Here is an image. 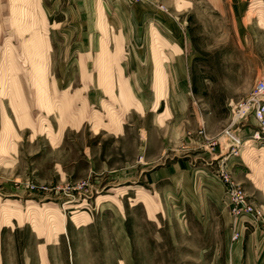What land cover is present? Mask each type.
Returning a JSON list of instances; mask_svg holds the SVG:
<instances>
[{"label":"rangeland","instance_id":"374dc122","mask_svg":"<svg viewBox=\"0 0 264 264\" xmlns=\"http://www.w3.org/2000/svg\"><path fill=\"white\" fill-rule=\"evenodd\" d=\"M43 1L51 85L40 103L22 53L29 34H20V19L28 18L29 0H0V264H73L71 248H92L100 257L130 256L93 264H236L225 259L235 242L226 231L233 214L221 174L229 169L262 209L263 220L264 148L252 138L258 123L248 116L238 130L237 155L231 154L237 141L226 130L231 104L245 98L264 73V0H121L135 4V17H155L150 40L145 32L149 22L135 20L145 43L162 45L160 28L171 32V45L183 48L171 54V65L181 64L188 80L177 86L137 85L135 90L126 83L125 53L104 14L100 20L70 17L57 24L54 18L67 17V5L51 13ZM80 23L84 28H77ZM141 55V60H152L149 53ZM152 55L157 69H150L154 62L141 65L157 80L165 72L157 59L169 58L161 52ZM13 73L20 76L22 95L12 101L7 78ZM122 90L127 102L119 98ZM61 93H67L65 115L85 105L89 114L100 111L104 121L121 130L95 129L98 118L93 116L83 117L79 126L59 118L54 98ZM23 102L28 116L22 123L15 106ZM171 173L188 177L164 183ZM190 178L202 191L180 208L184 199L165 189L187 186ZM215 179L223 184L226 214L194 208V203H205L203 198L221 195ZM78 219L86 223L78 225ZM209 221L221 223L212 228ZM252 258L244 256L239 264H264Z\"/></svg>","mask_w":264,"mask_h":264},{"label":"crops","instance_id":"0c3cea01","mask_svg":"<svg viewBox=\"0 0 264 264\" xmlns=\"http://www.w3.org/2000/svg\"><path fill=\"white\" fill-rule=\"evenodd\" d=\"M42 0V4H43ZM30 7L28 9V18L24 19L23 21L20 19V34L28 33L29 36L22 42V53L24 54V65L27 69L29 80L28 82L31 84L33 91L36 94V98L39 100V102H43L46 100L45 93L48 91L50 87L51 81L49 80V63H50V50H51V44L49 42L48 38V29L46 26L47 20L45 17L44 9L40 3V0H29ZM46 4L50 5V12L53 13L57 10H59V6L61 4L67 5L66 14L67 17L60 18L56 20L54 18V21L56 23H62V20H68L70 17L73 20L82 21V19H88V17H93L94 20H100L99 18L102 17V14H104V20H106L107 24L114 28L116 30L117 36H119L120 45H119V51H122L124 54L123 57V67L126 73V77L128 78V81L126 83L132 85L133 90H135V86L137 85H155V84H166V85H182L184 83H188V80L185 79L184 69L181 66V64L176 63V65L172 66L170 59L172 53H178V51H183V48L181 45L172 46L171 43V32L168 29H161L159 31L158 37L164 38V44H153L149 43V41L143 40L140 36H138V32L140 33L141 28L137 25L135 28V20L136 21H145L147 20L149 22L147 30L145 32L147 33V37L152 39L153 33H152V20H155V17L152 19V15H148L147 13L141 14V16L137 15L135 17V4H128L127 2H122L121 0H47L45 2ZM234 4H243L244 1L241 0H235L233 1ZM246 3V2H245ZM101 7L103 8V13L101 11ZM55 14V13H54ZM52 14V15H54ZM71 15V16H70ZM23 19V18H22ZM19 20V18H18ZM156 25V23L154 22ZM77 28H84L82 24H77ZM76 29V28H74ZM168 34H167V33ZM74 33V32H72ZM143 37H145V34H142ZM155 36V35H154ZM136 37V38H135ZM156 37V36H155ZM166 41L168 44L166 45ZM144 42V43H143ZM152 42V40H151ZM6 46L10 44L9 42H6ZM6 47V48H7ZM9 50L8 53H10L11 56V48L6 49ZM164 53L167 54L169 60L168 61H161L157 59V63L160 65L163 64L165 66V74L163 73V77L160 74H157V80H155V73H147L148 68L142 66V63L145 62H154V64L150 65V69H157L158 66H155V56L153 57V53ZM143 53H149L151 54L149 60H141L145 59L143 57ZM165 56V55H164ZM166 57V56H165ZM161 58V57H159ZM23 68V69H22ZM21 69L24 70V67ZM145 69V73L143 70ZM161 69V68H159ZM18 70V69H16ZM178 70V72H177ZM174 71L177 72L173 73ZM180 72V73H179ZM165 77V78H164ZM20 76L16 74H12L9 78H7V95L10 97L13 101V98L16 96H19L21 92L20 88ZM162 83V84H161ZM19 85V87H18ZM55 85V82H54ZM22 95V94H21ZM20 95V96H21ZM161 97V95L159 96ZM122 101L127 102L128 97L124 90L121 91V95L119 97ZM164 97L161 98L163 100ZM67 100V93H61L58 95H55L54 101L55 106L57 107V110L59 111V118H69V123H75L74 126L81 123V120L83 117H95L98 118L96 120V123L94 125L95 129H100L102 127L114 130L115 132H119L121 130L120 126H116L115 124L110 125L108 124V119L104 121L103 113L100 111H95L93 114H89L86 111V106L83 105V107L79 108L78 111L74 113L66 114L64 113V108ZM47 106V105H46ZM48 107V106H47ZM50 107H52V104H50ZM27 103L23 102L20 107L15 106L16 114L19 117L20 122H26L27 120ZM51 109V108H50ZM135 109L142 110L140 103H135ZM112 112H109L107 115L108 117H113ZM66 116V117H65ZM77 116V118H76ZM78 117L80 119H78ZM78 120V122H77ZM44 124V123H43ZM41 123L39 126V130H44V126ZM44 127V128H43ZM65 127H62V129ZM47 132L49 133V136L56 140L54 137V132L49 127L47 128ZM56 137H58L56 135ZM59 138V137H58ZM262 156H264V153H261ZM188 177V175L185 174H169V176H165L164 183L166 179H178L179 177ZM209 179H211V176H208ZM212 180V179H211ZM215 183H217V186L222 189L221 195H215V197L203 198L205 200V203L195 204L194 208H204V211L207 210V208H215L218 211L221 210L222 213L226 214V205H225V197H224V188L223 184L221 183V180H214ZM189 183H187V186H183L182 184L180 186H175L174 188L170 187L169 189H165V192L167 194H171L172 197H178L180 199H184V202L180 203V208H187V205H189V201H187L188 197H196V194L201 192L202 190L198 187L196 184V179L193 180V178H190L188 180ZM203 188V186L201 185ZM204 189V188H203ZM178 193V195H177ZM177 195V196H175ZM147 197V195L145 194ZM207 200V201H206ZM183 201V200H182ZM185 201H187L185 203ZM148 208H152V204L149 203L148 197L146 199ZM206 202H208L206 204ZM210 202V203H209ZM188 203V204H187ZM214 203V205H213ZM193 205V204H192ZM190 208V207H189ZM193 208V207H192ZM208 211V210H207ZM203 212V210H202ZM231 222H227L226 227H229V229H226L228 232L227 235L231 234V237L233 236L235 231H239L241 236L238 240H232L235 242V246L228 247V250L225 251V259L229 261L230 263L235 262L236 264H239L244 256H246V260H249L250 256H253L252 259L258 260L257 262L264 261V231L262 229L263 227V221L264 219H253L251 216H247L246 220L243 221L241 219L235 218L234 215L231 216ZM79 224H85L86 222H82L79 219L76 220ZM221 222L216 221H209L208 224L210 227L215 228V226H218ZM205 227V226H204ZM247 227V228H246ZM67 231V230H66ZM246 242V246L243 245ZM100 254H96L92 252V248H84V251L77 252L75 249L71 248V256L69 259L73 261V264H93L91 262H96L98 259L105 260V261H126L130 260V256H122L120 258L116 257V255H109L106 253H103V257L99 256ZM82 262V263H80ZM95 264V263H94Z\"/></svg>","mask_w":264,"mask_h":264},{"label":"built area","instance_id":"2783aa9c","mask_svg":"<svg viewBox=\"0 0 264 264\" xmlns=\"http://www.w3.org/2000/svg\"><path fill=\"white\" fill-rule=\"evenodd\" d=\"M248 116H252L258 123L252 138L260 142L264 148V73L257 78L252 90L245 98L231 104L232 121L226 130V134L237 141V144H231L233 147L231 154L237 155L239 153L240 145L238 144L241 140L239 139L238 130L243 127ZM221 177L226 186V198L234 217L244 222L247 221V216L258 220L262 216V209L255 206L249 199L246 190L233 179L228 168L222 170ZM240 236V232L235 231L232 239L238 240Z\"/></svg>","mask_w":264,"mask_h":264}]
</instances>
